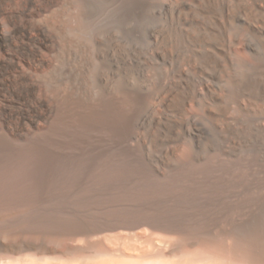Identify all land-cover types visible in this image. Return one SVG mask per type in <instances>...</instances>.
I'll return each mask as SVG.
<instances>
[{"label": "bare ground", "instance_id": "obj_1", "mask_svg": "<svg viewBox=\"0 0 264 264\" xmlns=\"http://www.w3.org/2000/svg\"><path fill=\"white\" fill-rule=\"evenodd\" d=\"M263 158L264 0H0V264H264ZM226 207L229 259L109 258Z\"/></svg>", "mask_w": 264, "mask_h": 264}, {"label": "rangeland", "instance_id": "obj_2", "mask_svg": "<svg viewBox=\"0 0 264 264\" xmlns=\"http://www.w3.org/2000/svg\"><path fill=\"white\" fill-rule=\"evenodd\" d=\"M252 163L253 164L251 166L254 167V171L251 170L252 171V172L250 171L251 173L248 172L249 174H246L247 170H244V171L239 172V174L242 176L244 183H246L247 179L253 180V183L249 186V189L256 191V193L254 197L252 198V200L250 201L249 205H247L244 209L241 210L239 218H241V220H245L247 217L250 220H255L256 222H259V221H264V196H263L264 195L263 194L264 192V158L257 160V163L255 161ZM68 191L69 192L67 193V195H64L66 199H65V202H62V204L66 205V204L72 203L71 198L76 193V190H68ZM100 194L102 195V193ZM105 195L106 194H103L101 197H104ZM224 195L226 196V198H231V195L229 196L228 191H226ZM213 197H215V194ZM217 200L218 198H215L213 199V202H212V205H214L215 209H218V206L216 205ZM223 211L224 210H222V214L218 213L220 214L219 219L214 218L211 220V222L207 226L208 228L206 227L205 229L206 231L204 230L202 234L199 235L200 239L198 237V239H195V242L194 240L192 241L190 240L189 242L184 243V246L183 245L174 246L173 244H165V245L161 244L160 245L159 243L155 241L156 239L154 241H151V240L148 241L146 239L145 240L141 239L140 241L135 240V239L134 240L126 239V240H122L119 243V247L122 250L121 254H119L118 256L115 255L111 257L102 256V257H98L97 259L107 258V257H109L110 259H226V258L229 259L228 257L225 258V255L223 254L221 255L220 252H217L223 248L227 249L231 245L230 243L232 242V238H231L232 231H231V226H230L232 221H231L230 210L229 208L226 207L225 211L224 212ZM214 212L216 213L217 210H214ZM225 226L226 227L228 226L227 227L228 229ZM146 233L149 234L150 231H146ZM161 233H162L161 231H157V232L154 231L153 233L154 236L153 235L152 236L154 238H158V234L160 236ZM217 245L218 247L216 248ZM173 246L176 248L177 251L175 250ZM178 247H181V248H178ZM213 252L215 255L213 254Z\"/></svg>", "mask_w": 264, "mask_h": 264}]
</instances>
